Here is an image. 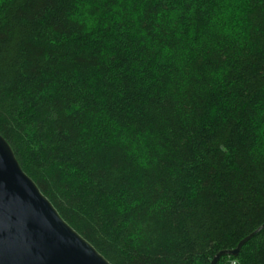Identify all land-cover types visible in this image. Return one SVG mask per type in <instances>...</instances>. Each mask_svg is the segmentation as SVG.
Instances as JSON below:
<instances>
[{"label":"trees","instance_id":"obj_1","mask_svg":"<svg viewBox=\"0 0 264 264\" xmlns=\"http://www.w3.org/2000/svg\"><path fill=\"white\" fill-rule=\"evenodd\" d=\"M0 134L111 264H264V0H0Z\"/></svg>","mask_w":264,"mask_h":264},{"label":"water","instance_id":"obj_2","mask_svg":"<svg viewBox=\"0 0 264 264\" xmlns=\"http://www.w3.org/2000/svg\"><path fill=\"white\" fill-rule=\"evenodd\" d=\"M242 239L232 250L237 254ZM0 264H111L57 212L0 134Z\"/></svg>","mask_w":264,"mask_h":264}]
</instances>
